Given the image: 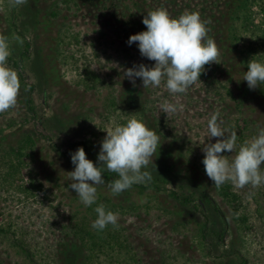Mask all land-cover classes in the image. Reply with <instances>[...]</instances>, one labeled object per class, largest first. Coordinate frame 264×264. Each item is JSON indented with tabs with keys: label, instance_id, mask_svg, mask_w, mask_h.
<instances>
[{
	"label": "rangeland",
	"instance_id": "rangeland-1",
	"mask_svg": "<svg viewBox=\"0 0 264 264\" xmlns=\"http://www.w3.org/2000/svg\"><path fill=\"white\" fill-rule=\"evenodd\" d=\"M62 1L0 0V53L22 45L17 32L31 42L24 71L35 87L36 113L31 121L21 90L0 92V225L7 231L0 263L60 264L56 253L63 243L79 245L75 229L85 225L92 233L101 228L104 245L78 263L243 264L242 255L245 264H264V98L238 55L253 39L237 27L246 14L233 16V0ZM250 14L259 25L261 12ZM163 21L182 53L152 43L149 26ZM138 117L141 123L131 126ZM25 132L34 145L19 171L5 177L8 163L17 161L10 150ZM82 141L89 160L128 176L158 162L180 171L215 199L228 226L226 247H211V255L236 252L208 256L200 214L188 218L165 193L116 191L61 154ZM202 169L231 179L238 213L220 202ZM30 180L43 189L31 193ZM99 196L119 207L103 214L93 206L97 216L88 209ZM117 234L122 249L105 243Z\"/></svg>",
	"mask_w": 264,
	"mask_h": 264
},
{
	"label": "trees",
	"instance_id": "trees-1",
	"mask_svg": "<svg viewBox=\"0 0 264 264\" xmlns=\"http://www.w3.org/2000/svg\"><path fill=\"white\" fill-rule=\"evenodd\" d=\"M62 2L65 4L68 2L76 4V0H63ZM252 8H257L259 12H261L262 19L257 26H253V21L250 19ZM232 9L233 16L236 19L239 16H242L240 15L242 13L246 14V16L240 18V20H236L238 23L239 21L241 22L237 27L242 29V33L244 30L249 31L253 39H251L250 43L247 44V47L244 50L239 51L238 55L241 56L243 64L246 65L248 76L253 78L255 82L259 83L261 96L264 98V0H233ZM195 11V9H192L191 14L195 13ZM206 15V13L200 14V18H203ZM12 16L11 24H14L13 19L15 15ZM242 20H244L243 23ZM194 21H196V19H194ZM167 24L166 21H163L149 26L150 32L153 34L152 43L168 52L174 51L175 53H182V43L178 40V35L174 30L169 29ZM14 28L16 27L14 26ZM219 33L220 32L218 31L217 34L219 35ZM237 33L236 30H233L232 35L230 36H232L234 41L240 42L243 38H239ZM17 35L20 37L22 45L18 46L15 50H12L9 55L4 54V52L0 53V92H9L10 87L13 86L16 89L21 90L30 120L34 121L36 113L31 96L35 87L27 81L24 71L25 62L30 58V52L32 49L31 42L19 32H17ZM4 58L7 59L6 63ZM260 66L262 69L259 70ZM237 102L240 104V101ZM111 104L116 107L114 101H112ZM120 111L124 113L125 109H120ZM138 118V120L131 122V126L141 123V117ZM152 137L156 139V136L152 135ZM2 140L3 130L1 129L0 143ZM33 145V134L25 132L22 138L18 141L17 146L10 150L15 154L14 156L17 161H11L8 163L7 170L3 173L5 177H12L17 170L19 171L22 167V161L20 159L22 158L24 151L26 149H32ZM74 148H77V153L73 152ZM87 148L88 146L84 141L68 143V150L61 154L71 162L84 167L92 177L98 178L116 191L129 189L133 192H137V194H145L147 191H152L158 194L165 193L171 200L187 209L188 218H195L196 216H199V214L204 218V222L200 227V232L202 239L207 242L208 247L210 246L207 252L208 256H214L213 254L211 255V247H226L225 242L228 226L227 224H224L222 219L223 213L218 207L215 199L205 191L195 187L194 183L187 178H184L180 171H175L171 166L169 167L165 163L163 164V162H158L145 174L128 176L116 169L102 167L95 161L89 160L86 154ZM202 172L206 175H210L212 178L220 202L225 204V206L230 208L234 213H238L240 211L241 199L237 194V191H235L231 179L209 170L203 171L202 169ZM171 183L175 184L178 189L176 190L169 187L168 185ZM28 189L31 193H38L43 189V185L41 183L34 184L33 181L30 180L28 183ZM97 200L98 203L92 204V208L88 209L97 214V216H100V213L98 212V209H93V206H96L99 209L101 208L100 210L103 214H108L106 212L108 209L115 210L116 207H119L109 198L99 196ZM240 222L243 223V220L240 219ZM244 229L248 230L247 227H244ZM100 230H98V233H92L85 227V225L76 228L75 236L80 239L79 245L75 243H63L65 250L56 253L57 262L60 264H85L84 261L78 263L79 257L83 255L85 259L86 257L87 259H90L93 254H96L94 250H101L104 245L102 242L104 241L102 237L103 235L101 233V235L99 234ZM5 233H7V231L0 225V235ZM120 236L122 235L117 234L115 236H108L110 239L106 240V245L113 246L115 244L122 249L123 243L120 240ZM20 247L25 253L24 255L31 258L32 255L30 250L23 247V245H20ZM84 250L89 252L87 256L84 255L86 253ZM235 252L236 251L232 249L227 253L217 254L214 257L229 258V255L234 254ZM127 254L128 251L124 254L126 256L125 259L130 261V255ZM240 257L244 262L243 264H245V257L242 255H240Z\"/></svg>",
	"mask_w": 264,
	"mask_h": 264
}]
</instances>
